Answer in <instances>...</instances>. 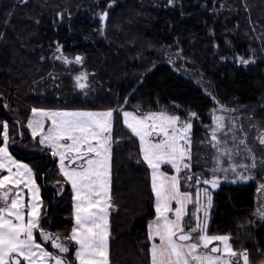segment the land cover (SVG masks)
Listing matches in <instances>:
<instances>
[{
  "label": "trees",
  "instance_id": "16d2710c",
  "mask_svg": "<svg viewBox=\"0 0 264 264\" xmlns=\"http://www.w3.org/2000/svg\"><path fill=\"white\" fill-rule=\"evenodd\" d=\"M173 52L201 68L220 101L264 116V0H0V122L8 125L11 152L42 186L41 228L61 240L74 225L73 192L57 157L32 138L31 110L120 109L113 114L110 264H151L148 224L155 217L151 170L123 111L196 113L192 153L201 160L215 100L167 60ZM69 54L82 63L55 58L74 60ZM236 55L250 57L247 66L230 60ZM81 72L84 89L75 80ZM253 195L252 185L223 186L207 233L229 235L234 250L262 264L264 218L253 216Z\"/></svg>",
  "mask_w": 264,
  "mask_h": 264
},
{
  "label": "snow or ice",
  "instance_id": "6c2138e0",
  "mask_svg": "<svg viewBox=\"0 0 264 264\" xmlns=\"http://www.w3.org/2000/svg\"><path fill=\"white\" fill-rule=\"evenodd\" d=\"M106 18L105 12L101 19ZM55 58L76 64L83 60L80 56L74 60L63 55ZM241 62L249 63L246 60ZM75 80L78 88L87 87V73L81 72ZM220 110L225 111L223 108ZM31 111L32 118L28 120L27 127L32 138H39L38 142L48 148L53 157L59 158L60 174L73 190L74 225L64 240L41 228L42 201L35 173L27 164L12 157L8 125L0 122V173H7L0 174V264H71L67 259L70 253L68 242L75 246L73 257L77 264H109L113 114L120 109L32 108ZM189 117L182 121L163 110L143 115L123 111V123L139 139L143 162L151 170V190L155 199V218L148 224L151 264H240L238 258H242L243 264H250L248 251L233 250L228 235L207 234L208 209L212 205L209 188L197 189L195 196L192 192L181 191V174L192 166L191 118H195L196 113H190ZM224 119L223 116L213 117L215 127L210 143L217 152L214 157L217 167L211 169L212 179L196 178L197 185L203 183L216 189L220 183L218 172L231 170L236 173L237 167L245 170L257 167L256 156L247 146L246 136L236 143L237 137L233 134L232 147H228L227 139H219L218 132H224L225 136L227 132L234 133L235 125L225 132ZM46 121L51 122L47 129ZM257 140L264 145V131ZM240 146H244L242 150L251 163L221 167V157L226 156L231 161L234 155L240 154ZM260 163L264 164V159ZM162 165H170L175 170L174 174L161 171ZM238 178L246 181L252 177L238 174ZM183 179L191 181L193 177L185 176ZM26 194L29 197L27 201ZM189 205L195 206L191 216ZM257 211L264 218V209ZM186 218H191L195 226L189 224L186 230ZM46 245L56 251H49Z\"/></svg>",
  "mask_w": 264,
  "mask_h": 264
},
{
  "label": "rangeland",
  "instance_id": "374dc122",
  "mask_svg": "<svg viewBox=\"0 0 264 264\" xmlns=\"http://www.w3.org/2000/svg\"><path fill=\"white\" fill-rule=\"evenodd\" d=\"M110 6V10H112L113 6ZM107 9V6L104 8V10ZM175 52L168 54L170 57V59H167L168 61H170L171 63H173L176 68L180 71L183 72L189 76H191L192 79L195 80V82L200 85L206 92L208 95L212 96L215 100V106L211 111V124L206 126V130L207 133L205 134V141L203 146H201L202 148V156H201V160L196 161L197 159L194 160V156L192 153V141H193V123H194V119L195 118H191V123H192V128H191V168L189 170H185L184 172H182L181 174V189L183 191H189L193 193V196H195L196 190L197 189H203V188H209L206 185H204L203 183L197 185L195 183V180L198 174H200L202 176L203 179L205 178H209L212 179V172L211 169L214 167H217L216 161L214 159V157H216L217 152L216 149L212 147L210 141H211V132L212 129L215 127V124L213 122V117L214 116H223L224 119V123L226 125L225 128V132H227L228 128H232L233 125H235V129H234V133L233 132H227V136H225L224 132H218L217 136L219 137V139L221 141H224L225 139H227L228 141V147H232L233 146V140H232V136L233 134H235V136L237 137V141L236 143H238L239 139L244 138L246 136L247 138V146L249 148L252 149L253 153L256 156L257 159V167L255 169H249V170H245L243 168H239L237 167L236 173H233L231 170H229L227 173L225 172H218L216 175L219 177L220 182L222 184H226L227 182H233L235 180H239L238 178V174H243V175H254L255 180H254V184L256 186V189L258 188V192L256 195V203L257 204V210L258 209H264V188H262L261 186L264 185V164L260 163V160L264 159V145H261L258 140L257 137L260 135V133L262 131H264V116H257L254 115V109L250 108V107H246L243 105H239V104H233V103H224L222 101H220L214 94L211 85V81L208 79V76L204 74V72L201 70V68H199L198 66H196L194 63L192 64H188L186 60H182L180 61L182 58H180L178 55H173ZM69 56L72 58L75 57V55L69 54ZM250 58V57H249ZM246 56H242V55H236L234 57H232L230 60L233 62H236L238 65H243V66H247V64L242 63V60H246L249 61L247 59ZM138 108V107H137ZM223 108L225 109V111H221L220 109ZM133 112H135L137 114L138 110H132ZM141 114L139 115H143L146 114L143 110H139ZM165 111V110H163ZM167 112V111H166ZM184 114H176V113H172V112H167L169 115H176L178 117H180V119L183 120H187L189 119V114L190 113H194L192 111H187L186 109H183ZM139 113V112H138ZM258 142V144H257ZM223 147V144L221 145ZM244 146H240L241 148V152L239 155H234L232 160L229 161L228 158L226 156H222L221 157V167L223 168H229L230 164H236V165H240V164H250L251 160L247 157V154L242 150ZM161 170L166 171V173H168L169 175L174 174V169L171 168L170 165H162L161 166ZM185 176H192L193 180L191 181H185L183 179V177ZM226 177V179H225ZM201 180V179H200ZM209 191L212 195V205L211 207L208 209L209 215L207 218V225L209 227V223H210V219H211V211L213 208V204H214V195L215 192H213L210 188ZM175 207V205H173ZM256 210V212L254 213L253 216H258L259 213ZM195 211V206L194 205H189L188 206V212L191 216V213ZM201 219H203V215L202 213H200ZM185 225H186V230H187V226L189 224H191L192 226H195L194 221L191 218H186L184 221ZM207 227V229H208ZM208 235H215V234H209ZM194 235H198L194 234ZM218 235H226V234H218ZM229 236V235H228ZM230 237V236H229ZM159 241H157L158 243ZM216 243V242H215ZM229 243L232 245L231 243V238L229 240ZM222 246V245H221ZM240 261V264H243L242 258H238ZM250 260V259H249Z\"/></svg>",
  "mask_w": 264,
  "mask_h": 264
},
{
  "label": "crops",
  "instance_id": "0c3cea01",
  "mask_svg": "<svg viewBox=\"0 0 264 264\" xmlns=\"http://www.w3.org/2000/svg\"><path fill=\"white\" fill-rule=\"evenodd\" d=\"M44 110H84V109H44ZM84 111H100V110H84ZM101 111H106V110H101ZM129 112H133V111H129ZM139 112V111H138ZM137 112V114L139 115V114H141L140 112L138 113ZM30 118H32V115L30 116ZM29 118V119H30ZM50 121H46V124H45V128L47 129V127L48 126H50ZM9 144H10V136H9ZM2 146V145H1ZM9 152H10V154L12 155V157L14 158V159H16L17 161H19V162H21V163H24V164H27L30 168H32L33 169V167L29 164V163H27V162H25V161H22V160H20V159H18L12 152H11V149H10V147H9ZM57 164H58V167H59V158L57 157ZM161 171H163V172H166V171H164V170H161ZM33 172L35 173V171H34V169H33ZM0 174H7L6 173V171L5 172H3V173H0ZM35 180H36V184H37V186L39 187V196H40V200L42 201V207H41V216H42V213H43V211H44V200H43V196H42V186H41V184H40V182L38 181V179H37V177H36V173H35ZM25 191V193H27V190L25 189L24 190ZM181 191H183L182 189H181ZM72 192H73V190H72ZM112 194V150H111V182H110V195ZM29 197H28V195L26 194L25 195V200L27 201V199H28ZM111 208L109 209V225H110V228H109V241H108V257H109V264H110V237H111V233H112V229H111V213H112V211H113V209H114V204H113V201H112V198H111ZM155 218V217H154ZM154 218H152L150 221H152ZM149 221V222H150ZM37 239H38V242H39V237H38V234H37ZM158 241V240H157ZM156 241V242H157ZM215 243V242H214ZM232 246V245H231ZM46 247H47V245H46ZM70 247V246H69ZM151 247V246H150ZM233 248V247H232ZM70 249H71V247H70ZM48 250L49 251H53V250H51L50 248H48ZM233 250H234V248H233ZM74 251H75V249L73 250V253H74ZM236 251V250H235ZM68 256V255H67ZM68 259V258H67ZM75 261V260H74ZM75 264H77V262L75 261Z\"/></svg>",
  "mask_w": 264,
  "mask_h": 264
},
{
  "label": "flooded vegetation",
  "instance_id": "af4514ba",
  "mask_svg": "<svg viewBox=\"0 0 264 264\" xmlns=\"http://www.w3.org/2000/svg\"><path fill=\"white\" fill-rule=\"evenodd\" d=\"M112 5V4H110ZM101 15V14H100ZM200 174L197 175V177L199 176ZM252 178L251 179H248L246 181H242V180H235L233 182H231L230 184H222V187L223 186H229V185H232V186H242V185H252L254 187V199H256V195H257V192H258V188L256 189V186L255 184L253 183L254 180H255V177L254 175H250ZM236 182V183H235ZM221 187V188H222Z\"/></svg>",
  "mask_w": 264,
  "mask_h": 264
},
{
  "label": "water",
  "instance_id": "95a60500",
  "mask_svg": "<svg viewBox=\"0 0 264 264\" xmlns=\"http://www.w3.org/2000/svg\"><path fill=\"white\" fill-rule=\"evenodd\" d=\"M105 12L107 13V18H106V19H101V22H102L103 24H106V22H108V15H109L108 8L105 9L103 13H105ZM103 13H102V14H103ZM102 14H101V15H102ZM101 15H100V18H101ZM78 56H80V55H78ZM65 57H67V56H65ZM67 58H68V57H67ZM199 178L201 179L202 176L199 175ZM205 179H209V178H205ZM203 180H204V179H203ZM235 183H236V182H235ZM229 184H230V183H229ZM206 186L210 188L209 185H206ZM221 187H222V183L220 182L219 185H218V187H217L216 189H211V188H210V189H211L213 192L216 193V192L220 191Z\"/></svg>",
  "mask_w": 264,
  "mask_h": 264
},
{
  "label": "bare ground",
  "instance_id": "6f19581e",
  "mask_svg": "<svg viewBox=\"0 0 264 264\" xmlns=\"http://www.w3.org/2000/svg\"><path fill=\"white\" fill-rule=\"evenodd\" d=\"M107 8H108V11H109V9H110V6H107ZM103 12H104V11H103ZM103 12H102V13H103ZM102 13H101V14H102ZM108 16H109V15H108ZM106 23H107V22H106Z\"/></svg>",
  "mask_w": 264,
  "mask_h": 264
}]
</instances>
